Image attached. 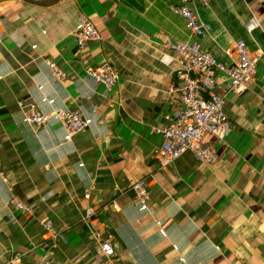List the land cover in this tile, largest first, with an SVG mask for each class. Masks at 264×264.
Wrapping results in <instances>:
<instances>
[{"label":"crops","instance_id":"0c3cea01","mask_svg":"<svg viewBox=\"0 0 264 264\" xmlns=\"http://www.w3.org/2000/svg\"><path fill=\"white\" fill-rule=\"evenodd\" d=\"M173 0H62L49 7L0 1V264L14 251L24 264H104L93 231L113 236L118 264H264V0L193 3L209 31L197 39L225 66L236 40L261 55L256 74L240 94H227L219 74L216 91L226 95L231 132L205 135L216 161L197 162L187 152L159 169L163 140L153 129L165 125L176 107L167 87L179 67L167 41L191 40ZM78 13L92 21L101 41L80 49L73 33ZM256 19L247 32L244 24ZM67 73L58 82L46 62ZM104 63L119 75L104 97L85 72ZM40 112L80 110L88 122L66 139L50 121L35 129L21 108ZM147 178V210L130 187ZM89 193V199L83 195ZM12 197L34 205L33 214L6 213ZM115 200L118 210L109 203ZM95 215L82 222L86 211ZM58 237L51 241L43 222Z\"/></svg>","mask_w":264,"mask_h":264},{"label":"built area","instance_id":"2783aa9c","mask_svg":"<svg viewBox=\"0 0 264 264\" xmlns=\"http://www.w3.org/2000/svg\"><path fill=\"white\" fill-rule=\"evenodd\" d=\"M173 1L174 4L170 9L184 19L191 40L167 41L164 44L166 50L175 54L179 67L173 71L172 81L167 87L168 93L176 100V107L166 115L165 125L159 129H153L160 134L163 140L156 152L159 169L173 165L187 152L203 165H210L216 161L215 150L203 143V137L213 135L222 140L231 132V124L224 111L226 95L216 91L219 74L224 76L227 94H240L255 76L257 63L261 58V55L252 53L246 43L239 39L234 41L232 48L226 51L228 56H234L232 64L223 65L204 50L197 40L207 34L210 28L200 20L192 5L198 2L208 8L210 0ZM257 26L258 21L254 18L244 24L247 32H251ZM73 37L80 49H83L88 42H99L102 39L92 21L82 13L77 15V27ZM46 65L51 77L56 81L62 83L67 78V73L55 63L47 61ZM85 79L91 87H100L102 95L106 97L118 84L119 75L111 65L104 63L86 71ZM20 108L26 125L37 129L50 121H56L64 130L66 139H71L88 128V122L80 110L52 109L50 112L43 113L37 109L35 104L24 107L20 105ZM0 178L6 182L1 172ZM130 191L134 195L136 204L141 209L147 210L150 198L147 178L143 177L133 183ZM89 196V193H86L83 198L88 200ZM108 206L115 211L118 210L115 200H112ZM33 211L34 205L12 197L6 218L9 222H14L16 213L31 215ZM94 215L95 211L89 208L82 222L89 225ZM43 228L51 233V241L41 243L39 247L48 251L58 235L51 231L52 224L49 220L43 222ZM93 238L104 257V264H118L112 245L113 236L95 230ZM25 254L26 252L14 251L5 264H24ZM38 264L51 263L44 257Z\"/></svg>","mask_w":264,"mask_h":264},{"label":"water","instance_id":"95a60500","mask_svg":"<svg viewBox=\"0 0 264 264\" xmlns=\"http://www.w3.org/2000/svg\"><path fill=\"white\" fill-rule=\"evenodd\" d=\"M0 1H3V0H0ZM20 1H23L27 4H31L35 6L49 7V6L55 5L56 3L62 0H20Z\"/></svg>","mask_w":264,"mask_h":264}]
</instances>
